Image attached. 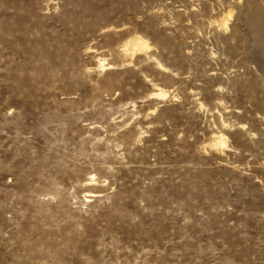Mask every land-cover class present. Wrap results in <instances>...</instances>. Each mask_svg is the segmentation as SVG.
Returning <instances> with one entry per match:
<instances>
[{"label":"rangeland","instance_id":"obj_1","mask_svg":"<svg viewBox=\"0 0 264 264\" xmlns=\"http://www.w3.org/2000/svg\"><path fill=\"white\" fill-rule=\"evenodd\" d=\"M0 264H264V0H0Z\"/></svg>","mask_w":264,"mask_h":264}]
</instances>
